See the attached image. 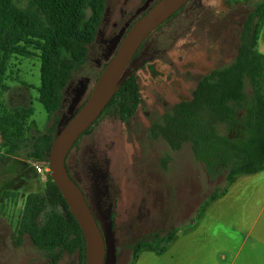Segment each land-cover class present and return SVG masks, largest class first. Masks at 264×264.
Returning <instances> with one entry per match:
<instances>
[{
    "label": "rangeland",
    "instance_id": "374dc122",
    "mask_svg": "<svg viewBox=\"0 0 264 264\" xmlns=\"http://www.w3.org/2000/svg\"><path fill=\"white\" fill-rule=\"evenodd\" d=\"M14 1L22 8L27 6V0ZM157 1L107 0L88 62L74 74L63 109L53 117L38 101L40 51L30 45L27 48L34 56L11 59L5 75L10 90L0 96V115L30 108L34 114L25 122L26 142L18 155L7 157L0 151V264H48L46 252L29 237L18 244L26 198L29 193L43 192L47 182L29 154L41 135L53 126L62 128L71 119L93 90L108 48L112 45L116 50L131 24ZM261 1L191 0L182 13L148 38L131 65L143 100L131 124L106 114L72 151L69 164L114 247V264H130L134 245L152 234L163 238L178 228L184 232L181 240L196 239L206 214H214L212 202L204 204L227 185L225 176L211 180L189 144L173 151L164 140L152 141L148 129L165 111L190 100L203 76L233 61L246 15ZM165 39L169 40L162 46ZM246 92L251 93L248 81ZM164 158H169L167 169L162 167ZM175 249L180 251L179 243ZM171 250L152 264H182L181 256L177 258ZM58 264H79L78 255L66 254Z\"/></svg>",
    "mask_w": 264,
    "mask_h": 264
},
{
    "label": "trees",
    "instance_id": "16d2710c",
    "mask_svg": "<svg viewBox=\"0 0 264 264\" xmlns=\"http://www.w3.org/2000/svg\"><path fill=\"white\" fill-rule=\"evenodd\" d=\"M106 6L107 0H27L26 8H22L14 0H0V96L10 90L5 75L11 59L15 55L34 56L27 48L31 45L40 51L38 101L50 117L58 114L63 109L65 92L74 74L88 62L91 47L98 39L105 18ZM184 8L154 33L162 30ZM263 21L264 0L247 13L233 61L203 76L190 100H182L165 111L161 119L152 122L148 129L152 141L164 140L173 151H180L189 144L211 180L225 176L227 185L213 192L204 205L226 193L229 183L236 177L264 170V55L257 50ZM168 40L165 39L162 46ZM116 50L111 45L106 51L107 61L95 82ZM129 71L131 75L100 119L110 114L129 126L135 118L143 100L136 70L130 67ZM247 81L251 86L250 94L246 92ZM91 92L85 95L73 116ZM33 114L34 109L30 108L0 115V151L7 157L17 156L23 149L25 122ZM62 128L53 126L41 135L33 145L30 159L49 162L52 145ZM92 128L82 135L73 150ZM72 151L67 158V169L85 193L69 164ZM168 162L169 158L162 160L164 169H167ZM85 196L89 202L86 193ZM113 218L111 214V226L114 227ZM96 219L101 226L97 216ZM177 231L174 228L163 238L156 233L138 241L133 247L130 264L135 263L145 248L163 253ZM17 233L18 244L22 245L25 237H29L35 247L46 252L48 264H58L66 254H77L79 264H86L84 233L50 172L45 190L28 194Z\"/></svg>",
    "mask_w": 264,
    "mask_h": 264
},
{
    "label": "water",
    "instance_id": "95a60500",
    "mask_svg": "<svg viewBox=\"0 0 264 264\" xmlns=\"http://www.w3.org/2000/svg\"><path fill=\"white\" fill-rule=\"evenodd\" d=\"M191 0H158L122 39L118 49L78 112L56 136L49 166L53 181L70 212L80 224L86 241V264H114V247L107 241L85 193L67 169V158L76 143L100 119L131 75L129 68L147 39Z\"/></svg>",
    "mask_w": 264,
    "mask_h": 264
},
{
    "label": "crops",
    "instance_id": "0c3cea01",
    "mask_svg": "<svg viewBox=\"0 0 264 264\" xmlns=\"http://www.w3.org/2000/svg\"><path fill=\"white\" fill-rule=\"evenodd\" d=\"M257 50L264 55V21ZM212 205L215 212L206 214L196 239L181 240L184 232L177 228L163 253L145 248L134 264H152L170 249L181 256L182 264H264V170L236 177ZM177 243L180 251L175 249Z\"/></svg>",
    "mask_w": 264,
    "mask_h": 264
},
{
    "label": "built area",
    "instance_id": "2783aa9c",
    "mask_svg": "<svg viewBox=\"0 0 264 264\" xmlns=\"http://www.w3.org/2000/svg\"><path fill=\"white\" fill-rule=\"evenodd\" d=\"M33 166L40 176L47 178V174L50 172L49 162L33 161Z\"/></svg>",
    "mask_w": 264,
    "mask_h": 264
},
{
    "label": "flooded vegetation",
    "instance_id": "af4514ba",
    "mask_svg": "<svg viewBox=\"0 0 264 264\" xmlns=\"http://www.w3.org/2000/svg\"><path fill=\"white\" fill-rule=\"evenodd\" d=\"M147 11H148V10H147ZM147 40H148V39H147ZM144 44H145V43H144ZM144 44H143V45H144ZM92 210H93V209H92ZM93 212H94V211H93ZM99 226H100V225H99ZM101 226H102V225H101ZM101 226H100V228H101ZM101 229H102V228H101ZM102 231L104 232V229H102Z\"/></svg>",
    "mask_w": 264,
    "mask_h": 264
}]
</instances>
